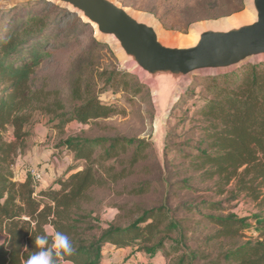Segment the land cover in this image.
Segmentation results:
<instances>
[{
  "label": "trees",
  "instance_id": "16d2710c",
  "mask_svg": "<svg viewBox=\"0 0 264 264\" xmlns=\"http://www.w3.org/2000/svg\"><path fill=\"white\" fill-rule=\"evenodd\" d=\"M69 15L68 8L47 0L0 10V21L5 19L0 29V264H24L36 250L35 237L49 227L70 237L76 249L68 258L72 264H101L106 244L114 250L132 247L147 254L160 250L169 258L168 264H199L206 257L200 248L185 247V218L170 208L168 196L159 206L142 209L124 226L111 222L101 228L85 207L93 188L118 183L135 173L150 155L151 144L146 140L69 136L59 145L84 165L69 166L57 187L37 189L30 173L13 179L11 166L34 111L52 114L59 120L57 128L114 112L80 76L70 82L73 105L67 110L58 97H50L52 92L35 88L31 82ZM76 21L67 33L75 34L84 24L81 17ZM135 80L124 70H114L103 84L113 91L137 94L144 86ZM198 86L202 104L194 110L197 132L182 143L173 142L171 132L167 133L166 166L175 160L187 164L185 171L191 174L177 182L180 188H189L193 181L209 185L204 191L210 192V202L202 201L197 207L210 210L202 216L214 227L204 241L218 242L221 248L210 264H264V63L200 78L184 97H193ZM7 126L12 127V141L4 139ZM147 183L129 193L149 191L151 183ZM234 201L248 205L245 215L224 206Z\"/></svg>",
  "mask_w": 264,
  "mask_h": 264
},
{
  "label": "rangeland",
  "instance_id": "374dc122",
  "mask_svg": "<svg viewBox=\"0 0 264 264\" xmlns=\"http://www.w3.org/2000/svg\"><path fill=\"white\" fill-rule=\"evenodd\" d=\"M32 1L37 0H19L10 7ZM115 1L135 13L152 18L163 34L185 40L191 38V28L199 23L221 21L248 13L244 0ZM10 7H2L0 10ZM70 14L64 18L55 33L59 37L51 41L50 55L36 69L31 82L35 88L52 92L50 97H58L66 105L67 110L73 105L69 97L70 82L76 76H80L85 84L91 85L103 102L112 106L114 112L105 118L91 119L87 123L71 122L62 128H57L59 120L52 114L34 111L29 124L25 127L27 136L11 166L13 179L26 177L30 170H35L43 174V181L35 183L37 189L42 186L57 187L58 178L69 166L74 163H78L80 167L84 165L83 161H75L73 153L59 145L69 136L126 137L146 140L151 144L150 155L137 165L135 173L118 183L93 188L90 192L91 199L85 207L92 212L94 222L101 228H105L111 222L124 226L134 220L142 209L159 206L168 196L170 208L175 210L177 217L185 218L183 222L185 247L200 248L206 258L199 260V264H210L221 248L218 242L204 241L214 227L202 216L210 214V210L197 207L202 201L210 202V192L204 191L209 185L193 181L189 188H180L181 185L177 182L191 173L185 171L187 164L180 160H175L173 165L166 166L164 149L168 132H171L172 141L176 143L186 141L192 133L197 132L194 110L202 104L201 86L194 88L193 97L188 99L184 95L193 82L197 83L200 78L217 74L192 75L186 91L180 94L164 120L162 131L157 133L155 129L157 109L153 102L151 86L143 83L140 76L128 67L121 65L111 43L97 38L90 24L81 23L75 34L67 33L69 28L77 25V17L80 18L78 13L70 12ZM4 22L3 18L0 21V29ZM257 63L264 62L248 64ZM114 70H124L132 74L136 79L135 82L144 87L137 94H133L132 91H113L105 88L103 79ZM2 87L0 84V94ZM3 136L7 141L14 140L11 126L6 127ZM143 182L151 183L149 191L141 195L129 193L131 189L139 188ZM169 192L173 195L171 196ZM224 206L230 207L233 212L241 216L249 210L248 205L243 201L226 203ZM187 208H196V210ZM2 239L3 237H0V240ZM220 243L226 244L225 241ZM169 244L167 243L166 247ZM136 251L137 264H168L169 258L160 250L150 254L137 249ZM125 258L126 256L123 255H115L111 264H119ZM123 263L131 264L127 261Z\"/></svg>",
  "mask_w": 264,
  "mask_h": 264
},
{
  "label": "water",
  "instance_id": "95a60500",
  "mask_svg": "<svg viewBox=\"0 0 264 264\" xmlns=\"http://www.w3.org/2000/svg\"><path fill=\"white\" fill-rule=\"evenodd\" d=\"M19 0H0V8ZM78 13L97 38L109 41L123 67L151 86L155 129L184 93L192 75L227 73L264 62V0H244L248 13L191 28V39L165 35L150 17L115 0H47Z\"/></svg>",
  "mask_w": 264,
  "mask_h": 264
},
{
  "label": "clouds",
  "instance_id": "9594fccd",
  "mask_svg": "<svg viewBox=\"0 0 264 264\" xmlns=\"http://www.w3.org/2000/svg\"><path fill=\"white\" fill-rule=\"evenodd\" d=\"M34 244L36 250L24 264H72L68 258L75 254L76 249L70 237L55 227L45 228L35 237Z\"/></svg>",
  "mask_w": 264,
  "mask_h": 264
},
{
  "label": "crops",
  "instance_id": "0c3cea01",
  "mask_svg": "<svg viewBox=\"0 0 264 264\" xmlns=\"http://www.w3.org/2000/svg\"><path fill=\"white\" fill-rule=\"evenodd\" d=\"M40 188H44V186ZM104 253L105 256L101 264H111L115 255L126 256V258L119 264H127L123 263L124 261L130 262L131 264H137L138 252L136 251V248L127 247L114 250L110 244H106L104 247Z\"/></svg>",
  "mask_w": 264,
  "mask_h": 264
},
{
  "label": "built area",
  "instance_id": "2783aa9c",
  "mask_svg": "<svg viewBox=\"0 0 264 264\" xmlns=\"http://www.w3.org/2000/svg\"><path fill=\"white\" fill-rule=\"evenodd\" d=\"M30 175L34 183L43 181V174L35 170H30Z\"/></svg>",
  "mask_w": 264,
  "mask_h": 264
},
{
  "label": "bare ground",
  "instance_id": "6f19581e",
  "mask_svg": "<svg viewBox=\"0 0 264 264\" xmlns=\"http://www.w3.org/2000/svg\"><path fill=\"white\" fill-rule=\"evenodd\" d=\"M191 38H192V36H191ZM191 38H190V39H191Z\"/></svg>",
  "mask_w": 264,
  "mask_h": 264
}]
</instances>
